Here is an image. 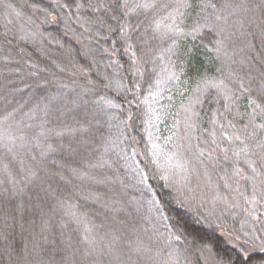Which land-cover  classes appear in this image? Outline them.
Here are the masks:
<instances>
[{
  "label": "snow or ice",
  "instance_id": "snow-or-ice-1",
  "mask_svg": "<svg viewBox=\"0 0 264 264\" xmlns=\"http://www.w3.org/2000/svg\"><path fill=\"white\" fill-rule=\"evenodd\" d=\"M73 5L77 10L85 7L79 0L63 4L55 0V7L69 9V16ZM87 6L93 11L104 8L116 13L111 16L116 27L109 25V31L119 32L125 52L130 53L132 81L130 86L125 85L122 78L103 87H114L118 93L132 95V99L126 100L128 115L119 119L113 114L111 109L123 111V105L109 99L107 94L91 102L82 95L69 98L63 94H45L34 95L0 116V225L4 239L7 230L26 213L39 218L38 224L35 219L31 222V247L25 244L17 252L15 264H180L183 249L174 245L181 237L168 230L171 225L159 234L163 245L149 247L139 237L133 240L123 235L124 221L117 220L116 214L124 209L118 200H105L99 194L84 197L101 203L113 213L112 224H97L92 214L74 201L72 193L50 184L42 188L37 183L43 172L70 184L71 180L60 171L49 168L47 157L64 150L74 154L72 140L65 145L64 138L86 136L94 125L99 131L103 124L111 128V122L119 119L120 124L129 127L134 101L136 107L144 103L148 108L143 121L147 134L145 153L151 154V162L162 173L160 179L166 182L165 186L176 185L178 194L184 195L185 190L193 191L190 185L194 178L203 179L216 193L213 202H222L231 210L239 208L243 213L240 231L244 239L241 242L240 236L235 237L238 255L218 253L210 241H201V251L208 253L212 264H264V52L239 61L234 58L237 51H243L237 48V41L252 35L251 27L259 28L264 37V0H116L111 8L106 4ZM33 7L56 19L48 9ZM134 17L137 22L131 23ZM149 31L148 41L161 46L149 49L162 62L154 64L155 78L143 67L147 62L143 60L144 53L137 54V45L147 44L144 37ZM197 42L206 53V66L197 74L195 87L185 89L190 94L182 102L181 112L176 113L181 119H174L169 135L163 138L165 145H171L170 151L165 150L157 142L161 139L157 125L165 117L148 101L161 95L162 85L183 82L181 77L192 61ZM246 47L254 50L251 42ZM257 59L260 69L253 73L251 66ZM244 65L250 66L248 71H244ZM137 78H146L148 82L147 95L142 100V86L136 82ZM213 103L216 106L205 112L204 105ZM205 116L208 127L202 126ZM53 138L61 141L58 146ZM50 163L59 165L60 169L66 167L57 160ZM104 163L107 161L68 170L77 179L95 180L88 169L103 167ZM225 164L230 165V170ZM177 174L179 180L175 179ZM141 176L146 183L147 174L142 172ZM218 181H223L226 194L220 192ZM33 188L37 189L35 193ZM57 235L59 240L55 238ZM256 240L260 244L253 247ZM255 251L261 253V258L254 261Z\"/></svg>",
  "mask_w": 264,
  "mask_h": 264
},
{
  "label": "trees",
  "instance_id": "trees-1",
  "mask_svg": "<svg viewBox=\"0 0 264 264\" xmlns=\"http://www.w3.org/2000/svg\"><path fill=\"white\" fill-rule=\"evenodd\" d=\"M58 2L63 4L71 0ZM79 2L85 7L77 10L73 5L72 15L69 16V9L55 7V0H0V116L34 95L63 94L69 98L82 95L85 100L91 102L100 95L107 94L109 99L123 105V111L121 109L110 111L119 119H126L129 109L126 100L132 99V95L122 91L118 93L114 87L104 88L103 85L123 78V83L130 86L132 73L129 69L133 66L130 53L125 52V43L120 40L119 32L109 31V25L116 27V21L111 19L116 13L106 11L104 8L93 11L87 6L106 4L111 8L116 0ZM33 5H38L40 9H48V12L55 14L56 20H51L47 13L36 10ZM14 17L23 22L25 29L34 31L36 35L17 31L12 24ZM130 22L136 23L137 18L134 17ZM249 31L252 35L237 41V48H243V51H237L234 57L237 61L242 57H256L257 53L264 52V37H261L260 29L251 27ZM149 35L150 31L144 37L146 41ZM113 41L116 42L115 45ZM248 42H251L254 50L246 47ZM188 45L191 46V41ZM159 47L161 46L155 41L137 45L139 49L137 54L140 55L142 51L143 60L147 61L143 63V67L148 74L153 75V78L154 64L160 65L162 62L149 49ZM258 59L251 66L253 73L260 69ZM205 60L206 53L197 42L192 61L185 67L186 74L181 77L183 82L175 86V82L162 85L159 90L161 95L153 96L148 101L165 117L157 125L160 129L158 135L161 137L157 142L162 149L171 150V145H165L163 138L169 135L168 129L172 127L174 119H181L176 113L181 112V104L190 94L185 92V89L195 87L197 74L206 66ZM249 68V65H244V71H248ZM82 69L84 71H81ZM156 70L159 71V68ZM136 82L142 86V100L143 96L147 95L148 82L146 78H137ZM85 89L94 91L86 92ZM182 92L185 94L181 95ZM215 106L214 103L205 104V112ZM24 110L27 111V107ZM147 111L144 103L136 107L134 101L131 107L133 120L128 121L129 127L125 128L118 119L111 122L113 125L111 128L103 124L97 131V126L94 125L86 136L64 138L65 145L72 140L76 152L69 155L66 150L58 151L49 155L47 160L51 170L60 171L71 180V183H66L59 176H48L43 172L37 183L42 188L50 184L60 191L72 193L74 201L89 211L97 224H112L113 213L103 208L101 203L85 200L84 197L99 194L105 200H118L124 209L116 214L117 220L124 221L123 235L133 240L139 237L149 247L162 246L163 241L159 234L165 233L166 226L171 225L168 230L175 231L181 237L178 244L174 245L183 249L180 264H212L208 253L201 251V241H210L218 253L238 255L235 237L240 236L241 242L244 239L240 231L243 213L239 208L211 209L206 199V190L203 189L205 187L200 188L199 181L195 178L190 185L193 191L185 190L184 195L178 194L176 185L165 186L166 182L160 179L162 173L151 162V154L145 153L147 134L143 121L146 119L144 113ZM202 126L208 127L206 116ZM121 131L124 133L123 136ZM60 142L59 138H53V143L57 146ZM52 160H57L66 167L60 169L59 165H51ZM103 161H107L103 167L88 169L89 175L95 177V180L77 179L72 177L68 170L72 167H84L87 163L97 164ZM224 167L230 170V165L225 164ZM142 172L148 176L146 183L142 181ZM175 179L179 180L180 175L177 174ZM97 180H103L104 183H97ZM213 182H217L215 173ZM218 183L220 192L226 194L223 181ZM36 191L37 189L33 188V192ZM105 216L108 220H105ZM34 219L38 224V216L31 212L26 213L22 219L18 218L14 227L7 230V239H4V230L0 225V264H15L17 252L25 244L31 247L33 231L31 222ZM132 228L136 231H131ZM229 233L231 236L227 235ZM52 238L53 234H50L49 239ZM55 238L59 240L58 235ZM249 244L252 245V242L249 241ZM259 244L260 240H256L252 246ZM10 249L12 251H9ZM252 258L254 261L259 260L261 253L253 252Z\"/></svg>",
  "mask_w": 264,
  "mask_h": 264
},
{
  "label": "rangeland",
  "instance_id": "rangeland-1",
  "mask_svg": "<svg viewBox=\"0 0 264 264\" xmlns=\"http://www.w3.org/2000/svg\"><path fill=\"white\" fill-rule=\"evenodd\" d=\"M50 19L53 20L51 17H50ZM12 24L14 25V27L16 28L17 31L26 32V33H28L29 35H32V36L36 35L34 33V31L32 32L29 29H25L26 27L23 25V22L18 21L15 17L13 18ZM199 187L200 188L205 187L203 189L206 190V199H207V202H208L209 206L211 207V209H225L226 208V206L222 202H213V196H215L216 193L213 190V187L211 185L205 184L203 179H201L199 181Z\"/></svg>",
  "mask_w": 264,
  "mask_h": 264
}]
</instances>
